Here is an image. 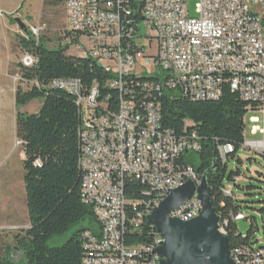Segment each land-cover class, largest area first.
Wrapping results in <instances>:
<instances>
[{
  "label": "built area",
  "instance_id": "1",
  "mask_svg": "<svg viewBox=\"0 0 264 264\" xmlns=\"http://www.w3.org/2000/svg\"><path fill=\"white\" fill-rule=\"evenodd\" d=\"M196 1V9L191 10L189 0H65L63 31L70 33L65 43L76 47L75 56L87 54L98 60L112 76L111 88L119 87L118 110L104 112L111 99L110 95L101 99L98 85L86 96L78 79L50 84L55 89L71 88L83 118L81 200L92 208L99 224L98 232L84 234L89 251L84 264H160L156 250L163 238L156 232L148 247L127 248L131 220L142 225L144 212L159 207L181 179L199 187L203 178L189 163L179 166L177 162V152H185L186 158L200 150L197 132L178 136L162 122H154V112H162L158 104L138 105L128 98L137 75H156L162 87L188 99L200 96L216 101L225 86H234V92L255 107L248 112L262 115L251 119L259 123L251 135L261 139L247 140L244 135L243 148L260 155L258 146H264V0ZM29 31L38 36V31ZM143 38L157 42L155 56L138 45ZM36 63L30 53L22 61L27 70ZM231 150L229 145L219 148L222 162ZM129 178L157 194L146 210L134 208L133 218L125 193ZM196 209L202 205L195 195L170 217L188 222L195 218ZM242 219V215L234 218ZM233 255L235 264H264V247L258 244L235 247Z\"/></svg>",
  "mask_w": 264,
  "mask_h": 264
},
{
  "label": "trees",
  "instance_id": "2",
  "mask_svg": "<svg viewBox=\"0 0 264 264\" xmlns=\"http://www.w3.org/2000/svg\"><path fill=\"white\" fill-rule=\"evenodd\" d=\"M80 34L74 38L77 42ZM69 32L61 34L57 48H49L44 39H36L32 32L22 38L21 46L34 56L37 63L32 69L20 64V82L28 89L18 87L15 93L16 108L42 99L40 110L32 115L17 114V138L24 148V184L30 227L25 231L28 242L29 264H84L89 251L85 248L86 232L95 233L99 224L91 207L82 202L84 173L80 165L82 145L80 131L83 126L81 109L75 95L62 89L50 88L55 80L78 79L86 96L98 85L100 97L110 95L111 112L118 110L119 94L110 86L112 76L106 74L100 62L94 58L68 55L70 48L65 41ZM65 43L66 47H63ZM130 85L128 98L138 105L154 102L161 108L163 127L178 136H188L193 130L199 137L200 150L196 152L198 163L194 165L192 154L182 156L183 163H189L195 171L206 176L211 188L212 204L220 224L229 239L230 249L244 245L260 244L255 238L258 232L255 218H247L244 210L256 211L248 197L253 196L252 186L241 187L246 179L241 167L240 155L243 148L245 123L249 109L255 108L242 100L230 86H225L219 100H191L161 86L156 75H137ZM38 84L34 85L31 83ZM26 83V84H24ZM229 145L231 152L222 162L219 148ZM187 160V162H186ZM250 161V160H249ZM262 178V174H259ZM238 189L243 195L235 193ZM125 193L129 205V217L133 218L136 208L139 212L156 197L148 185L127 179ZM258 212L264 218V207ZM250 221L247 236L239 234L234 220ZM88 222L91 227H80L62 247L50 248L48 243L74 226ZM226 223V224H225ZM156 237L155 230L144 221L138 231L129 230L125 243L128 249L148 247Z\"/></svg>",
  "mask_w": 264,
  "mask_h": 264
},
{
  "label": "rangeland",
  "instance_id": "3",
  "mask_svg": "<svg viewBox=\"0 0 264 264\" xmlns=\"http://www.w3.org/2000/svg\"><path fill=\"white\" fill-rule=\"evenodd\" d=\"M188 6L191 10L196 9L197 1L189 0ZM18 20L24 28L19 26ZM65 26V0H0V264H29L28 242L25 239V231L30 227L24 184L25 154L17 138L16 121L18 113H37L43 100L38 99L25 107L16 108V90L18 87L24 91L28 89L17 80L21 75L20 64L27 54L21 46L22 38L27 37V31L34 29L38 31V40L43 38L49 48H57ZM82 42L86 44L87 40L83 38ZM137 43L144 46L151 56L157 54L155 40L149 43L148 39L143 38ZM65 45L63 43V47ZM75 53V46L67 51L68 55ZM261 117L256 112L246 114L244 123L247 140L261 139L259 135H251V129L259 126V123H253L251 119ZM239 153L244 162L241 171L246 176L240 186L255 188L253 196L247 199L253 203L256 211L244 210L243 213L248 219L255 218L259 229L255 238L260 244H264V218L258 212L264 207V157L244 148ZM190 158L194 165L198 163L196 154H192ZM259 174H262V178ZM235 193L243 195L238 189H235ZM82 226L91 227L88 222L76 225L65 234L51 239L48 246L62 247ZM237 228L239 234L247 236L250 221L238 222Z\"/></svg>",
  "mask_w": 264,
  "mask_h": 264
},
{
  "label": "water",
  "instance_id": "4",
  "mask_svg": "<svg viewBox=\"0 0 264 264\" xmlns=\"http://www.w3.org/2000/svg\"><path fill=\"white\" fill-rule=\"evenodd\" d=\"M18 23L24 28L19 20ZM195 195L202 205L198 217L188 222L170 217ZM212 195L207 178L203 176L199 187L188 181L170 192L159 207L152 210L147 223L163 238L162 246L156 250L160 264H234L230 258L229 239L221 232Z\"/></svg>",
  "mask_w": 264,
  "mask_h": 264
},
{
  "label": "bare ground",
  "instance_id": "5",
  "mask_svg": "<svg viewBox=\"0 0 264 264\" xmlns=\"http://www.w3.org/2000/svg\"><path fill=\"white\" fill-rule=\"evenodd\" d=\"M76 56L77 57H81V58H88V57L90 58V56H87V54H76ZM91 58H93V57H91ZM230 88L234 92V86H230ZM60 89L66 90V91L71 93V88H60ZM112 89L116 90L118 92V94H119V87H112ZM190 99L191 100H203V101L207 100V98H200V96H191ZM104 112H111V110L109 108V105H104ZM154 122H161V112H154ZM258 153H260V155H262L264 157V146H258ZM182 156H185V152H177V162H179V166H185L184 163H183ZM83 181H84V179H83ZM188 181H190V179H181L180 181H178V188L181 187L183 184H185ZM201 182H202V179H200V185H201ZM166 197L167 196H163V200ZM82 199H83V191H82ZM156 208H158V207H154L150 211L144 212V220L145 221H147V217L151 214L152 210H154ZM201 212H202V209H196L195 218L198 217ZM140 226H141V221L140 220H131V228H132V230H139ZM220 226H221V232L223 234H225L223 226L221 224H220ZM157 236L162 238L161 235L157 234ZM162 244H163V240H158L157 249L160 248L162 246ZM230 258L233 261V263L235 264V255H233V250H231V249H230Z\"/></svg>",
  "mask_w": 264,
  "mask_h": 264
}]
</instances>
